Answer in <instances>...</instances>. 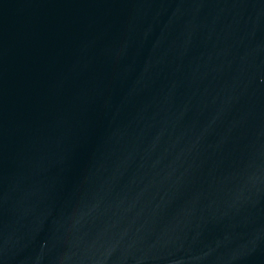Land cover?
Listing matches in <instances>:
<instances>
[{"label": "water", "instance_id": "95a60500", "mask_svg": "<svg viewBox=\"0 0 264 264\" xmlns=\"http://www.w3.org/2000/svg\"><path fill=\"white\" fill-rule=\"evenodd\" d=\"M0 264H264V0H0Z\"/></svg>", "mask_w": 264, "mask_h": 264}]
</instances>
